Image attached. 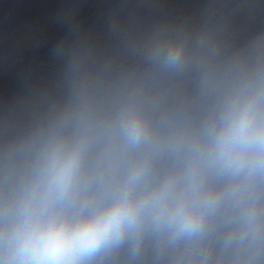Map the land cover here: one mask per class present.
Here are the masks:
<instances>
[{
    "label": "clouds",
    "instance_id": "clouds-1",
    "mask_svg": "<svg viewBox=\"0 0 264 264\" xmlns=\"http://www.w3.org/2000/svg\"><path fill=\"white\" fill-rule=\"evenodd\" d=\"M58 17L54 72L0 97V264H264V0Z\"/></svg>",
    "mask_w": 264,
    "mask_h": 264
}]
</instances>
